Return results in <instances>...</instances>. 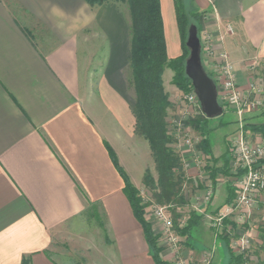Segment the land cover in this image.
Listing matches in <instances>:
<instances>
[{"label": "crops", "instance_id": "0c3cea01", "mask_svg": "<svg viewBox=\"0 0 264 264\" xmlns=\"http://www.w3.org/2000/svg\"><path fill=\"white\" fill-rule=\"evenodd\" d=\"M194 4L209 13L205 29L215 50L229 54L246 90L248 67L264 60V0ZM89 6L0 0V264L25 257L30 264H156L109 151L140 190L150 161L137 148L134 101L126 94L130 37L115 5L90 14ZM93 23L109 44L96 82L82 54V33ZM33 28L47 46L34 40ZM165 35L168 56L181 55L180 35L176 47ZM202 56L212 71L213 57ZM143 148L152 155L148 141ZM88 209L100 223L89 220ZM152 226L163 257L174 263L167 234Z\"/></svg>", "mask_w": 264, "mask_h": 264}, {"label": "rangeland", "instance_id": "374dc122", "mask_svg": "<svg viewBox=\"0 0 264 264\" xmlns=\"http://www.w3.org/2000/svg\"><path fill=\"white\" fill-rule=\"evenodd\" d=\"M104 4L117 7L119 13L124 17L121 25L124 29L126 28L130 37L131 17L127 3L121 0H109ZM97 6H89V14L90 9H97ZM161 6L165 21V33L167 30L169 42H174L176 47L179 34L175 25L174 2L173 0H161ZM195 7L198 8L196 5ZM201 14L198 24H200L202 55L207 54L206 50L208 49L210 51L214 50L216 53L213 41L209 37V30L205 29L208 28L211 17L207 11ZM202 20L203 28L201 27ZM103 30L99 25L93 23L91 27L82 33L85 38L82 54L83 57L88 59V78L94 82L102 75L108 61L109 44ZM227 30L231 33L232 27L229 25ZM30 33L38 44L44 47L47 46L48 43H44L45 39L40 31L33 28ZM220 52L227 54L228 61L231 64L229 54L225 50L220 49L216 56ZM217 62L218 64L222 63L221 58L216 60L215 63ZM127 68L125 73L128 75L130 84L126 94L134 101L136 100V94L132 85L131 69L129 65ZM207 70L213 77V72ZM233 72L237 81L234 67ZM172 76L173 71L167 68L163 74L164 89L168 93L170 101L166 124L168 130L171 128L168 131V135L172 139L169 147L179 155L182 167H175L173 186H170V189H172L165 194L159 185V173L154 159L148 149L144 150L143 148L147 139L136 128L137 148L141 155L150 161L149 169L146 172L148 176L144 177V182L140 185L141 196L146 206V217L148 221L154 222L156 227L165 231V226L155 215L158 207H164L166 215L172 220L176 241H172L167 231L165 233L168 239H165L171 247L173 264H229L226 248L220 237L225 229L230 238L231 248L237 255L243 254L244 263L264 264V189H261L259 193L248 195L245 200L243 199V190L238 186V179L243 174H241L242 171L231 164V155H229L228 164L230 174L218 175L216 184L210 177L209 170L211 166L216 168L223 166L224 160L222 157L228 149L227 143H232L231 139L240 133V120L244 125L264 124V60L258 59L257 63L253 62L252 66L248 67L246 71L245 83L248 86L246 90L243 89V93L247 96V99L255 101L254 107L246 111L240 118L236 111L223 103L221 105L224 108V114L221 118L208 119L207 128L209 129L213 153L217 158L216 162L210 159L200 147L203 136L201 131L196 128L194 119L200 118L203 114L202 111L198 108H192L193 104L189 105L182 101L188 92H184L173 85L172 80H170ZM186 110H190V112L188 113ZM220 121H231L232 123L218 127ZM179 122L181 125H179ZM177 126L178 128H176ZM246 133L250 143H264L263 134L250 129H246ZM260 163L264 165V159ZM262 168L260 174L264 178V167ZM132 174L135 176V171ZM150 179H152V182ZM229 185L236 188V198L232 203L226 204ZM191 211H196L202 214L203 217L200 225L192 231L191 238L187 239L179 233V229L186 225ZM224 218L233 222L236 226L233 228L231 224L224 225Z\"/></svg>", "mask_w": 264, "mask_h": 264}, {"label": "trees", "instance_id": "16d2710c", "mask_svg": "<svg viewBox=\"0 0 264 264\" xmlns=\"http://www.w3.org/2000/svg\"><path fill=\"white\" fill-rule=\"evenodd\" d=\"M90 5H102L109 0H84ZM127 3L129 7L131 24H130V58L129 67L131 69L132 85L136 94L133 108L136 117V128L141 131L150 144L152 156L159 173V185L163 192L171 191L173 186L175 167L181 166L182 161L169 147L172 141L168 135L166 117L169 109L170 101L168 93L164 89L163 74L167 68L173 71L172 84L189 92L192 88L190 79L185 74L186 59L189 56V49L186 46L188 30L192 24L197 25L200 37L199 19L202 16V10L195 7L194 0H173L176 21L181 41V55L170 58L167 52V41L165 35V24L162 13L161 0H121ZM201 39V37H200ZM204 64V61H203ZM205 69L207 70L205 64ZM208 72V70H207ZM212 77V74L208 72ZM213 78V77H212ZM198 119H194L196 128L201 131L203 139L200 147L213 161H217L214 156L212 142L207 128L208 119L204 114ZM221 118V116L219 117ZM232 123L231 121H220L218 127H223ZM245 129H250L264 135V124L244 125ZM228 149L223 155L224 164L222 167H209L210 177L216 184L217 176L230 174L228 167L230 160V144L227 143ZM109 151L113 162L124 179L123 191L133 209L134 215L141 223L146 242L149 246V253L156 264H173L165 259L162 255V247L159 244L160 236L153 230V226L146 217V206L143 203L140 190L131 182L129 175L119 164L118 158L114 151L109 147ZM148 175L145 173V178ZM152 182V179H150ZM236 198V188L229 185L226 204H230ZM89 219L95 218L100 221L99 214L96 209H88ZM203 215L191 211L187 223L179 229V233L190 239L192 231L200 225ZM223 224L234 228L236 225L223 219ZM220 234L226 248L229 264L244 263L243 254L237 255L231 248L229 235ZM21 264H30V258L25 257Z\"/></svg>", "mask_w": 264, "mask_h": 264}, {"label": "built area", "instance_id": "2783aa9c", "mask_svg": "<svg viewBox=\"0 0 264 264\" xmlns=\"http://www.w3.org/2000/svg\"><path fill=\"white\" fill-rule=\"evenodd\" d=\"M207 55L214 58V63L212 68L213 79L217 85L218 99L220 104H227L229 108L236 111L240 118L246 111L254 107L255 101H250L247 96L243 93L242 88L238 85L235 74L233 72V67L228 61V56L225 52L215 53L214 50H206ZM222 60V63H215L216 60ZM253 91H255L253 89ZM182 101L192 108H198L202 111L199 99L192 85L191 90L186 93ZM226 105V106H227ZM188 113L190 110H186ZM203 113V111H202ZM179 125L181 123L179 122ZM178 128V126L176 127ZM240 133L236 134L230 143V155L231 164L242 171L241 177L238 179V186L243 190V199L245 200L248 195L259 193L261 189H264V178L260 174V169H263L264 165H261L260 161L264 159V143L253 144L250 143L246 136V129L244 123L240 120ZM239 173V172H238ZM233 206V204H232ZM164 207H158L155 211L156 217L165 226L169 233V237L172 241H176V237L173 232L172 220L166 215ZM246 264V263H242Z\"/></svg>", "mask_w": 264, "mask_h": 264}, {"label": "water", "instance_id": "95a60500", "mask_svg": "<svg viewBox=\"0 0 264 264\" xmlns=\"http://www.w3.org/2000/svg\"><path fill=\"white\" fill-rule=\"evenodd\" d=\"M186 46L190 53L186 59L185 74L194 87L203 114L209 119L220 117L224 114V108L218 99L215 80L204 67L202 42L199 37L198 27L195 24L189 27Z\"/></svg>", "mask_w": 264, "mask_h": 264}]
</instances>
